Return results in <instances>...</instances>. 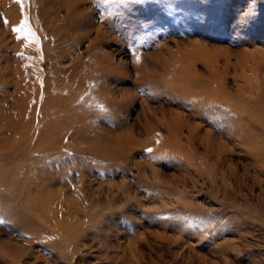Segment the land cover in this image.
<instances>
[{
	"label": "rangeland",
	"instance_id": "1",
	"mask_svg": "<svg viewBox=\"0 0 264 264\" xmlns=\"http://www.w3.org/2000/svg\"><path fill=\"white\" fill-rule=\"evenodd\" d=\"M0 264H264V0H0Z\"/></svg>",
	"mask_w": 264,
	"mask_h": 264
},
{
	"label": "bare ground",
	"instance_id": "2",
	"mask_svg": "<svg viewBox=\"0 0 264 264\" xmlns=\"http://www.w3.org/2000/svg\"><path fill=\"white\" fill-rule=\"evenodd\" d=\"M210 85H211V83H210ZM206 91V90H205ZM203 92H201V94H202ZM208 95V94H207ZM206 95V96H207ZM218 94H216V96H217ZM209 96V95H208ZM212 96V95H211ZM211 96H209V97H206L207 99V102L206 101H204L203 99L202 100H200L197 104H196V106H198L197 107V109L198 110H196V111H198V113L196 112V114L195 115H203V113H204V110H207L206 108L208 107V105L210 104V102L213 100V96L211 97ZM241 97V96H240ZM231 97H229V99H230ZM217 98L215 97V100H216ZM229 99H227V100H229ZM234 99V98H233ZM211 100V101H210ZM224 100H226V99H224ZM226 100V101H227ZM221 101H223V100H221ZM230 101H232V100H230ZM212 102H214V101H212ZM228 103H229V101H227ZM236 103V102H235ZM212 104V103H211ZM215 104V103H214ZM221 104V103H220ZM223 104H227V103H223ZM237 104V103H236ZM240 104V103H239ZM238 104V105H239ZM232 105H234V103L232 104ZM232 105H230L231 107H232ZM237 105V106H238ZM213 106V105H212ZM211 106V107H212ZM209 107H210V105H209ZM208 107V108H209ZM225 107V106H224ZM228 106H227V110H228ZM232 108H234V106L232 107ZM232 108H230V109H232ZM225 109V110H226ZM224 110V111H225ZM226 110V111H227ZM232 111H234V110H231V111H228L229 113L230 112H232ZM236 111V110H235ZM235 111H234V113H235ZM249 111H251L250 109H248V108H243L242 107V110H240V113H241V117L239 116V117H237L236 118V116L235 117H233V115H227V113H225L224 114V112L222 113V114H224V115H221V117H222V119L224 118V120L226 119V117L230 120V119H236V121H238V122H240L241 121V123H239V125L237 126V128H236V131H234L233 132V134L235 135V138L237 137L239 140H240V142L241 143H243V144H246L248 147H249V150H250V152L252 153V154H254L257 158H258V156L260 155V150H259V144H258V141H257V136H256V133H255V131H254V129H256L255 127L256 126H254V125H251V123L249 124V122H247L248 123V125H246L247 123H245V120H248L249 118H247V119H244L243 117H250V113L252 112H249ZM237 113L236 114H239V112L238 111H236ZM248 112V113H247ZM231 114V113H230ZM253 113H251V115H252ZM235 115V114H234ZM192 116V115H191ZM70 118V117H69ZM190 118V117H189ZM213 118V117H212ZM220 119V118H219ZM254 119V118H253ZM256 119V118H255ZM204 120V119H203ZM226 122H227V120H225ZM242 121H244V123L242 122ZM251 121H252V119H251ZM190 122V120L187 118V116H185L184 114H182V113H180V112H177L176 114H175V117L173 118V120H172V122H168V121H164V123H165V125H166V127L168 128V130H169V132H170V135L172 136V139H171V141L170 140H168V144H171L172 146H174V147H177V148H179V147H184V145L182 144V142L179 140V139H177V136L179 135H177V133H178V129H180V127L183 125H187V123H189ZM189 125V124H188ZM190 127V126H189ZM192 127V126H191ZM196 127L198 128V127H200V126H198V125H196ZM191 130H190V136H188V141L191 143V145L193 146V148H194V145H195V143H196V137H195V134L193 133L194 131L192 130V128H190ZM257 130V129H256ZM176 133V134H175ZM209 135H210V137L212 138L213 136H214V133H212V132H209ZM180 136V135H179ZM176 137V138H175ZM214 138V137H213ZM210 147H211V143H209L208 144ZM210 147H209V150H212V149H210ZM192 149V148H191ZM230 148L228 147V144H226L225 142H224V144L223 143H220V145H218V147H217V149L215 150H213L214 152H216V156L218 155L219 156V159H221V157H223L224 155H226V154H228L229 152H230ZM223 160V159H222ZM221 160V161H222ZM221 163V162H220ZM222 163H223V161H222ZM214 173V172H213ZM15 178V177H14ZM6 179V178H5ZM21 182H24V180L26 181V176H23V175H20L19 176V178H18ZM5 185V184H4ZM18 190V189H17ZM19 191V190H18ZM19 193H22V191H20ZM43 200V199H42ZM42 203V202H41ZM50 205V204H49ZM50 212V211H49ZM47 213V212H46ZM61 223V222H60Z\"/></svg>",
	"mask_w": 264,
	"mask_h": 264
},
{
	"label": "snow or ice",
	"instance_id": "3",
	"mask_svg": "<svg viewBox=\"0 0 264 264\" xmlns=\"http://www.w3.org/2000/svg\"><path fill=\"white\" fill-rule=\"evenodd\" d=\"M17 2L19 3V2H22V0H17ZM27 19H25L24 21H23V24H22V26L20 27V28H17V29H15L17 32H24L26 29H27ZM29 35H32L31 34V32L29 31ZM149 151H151L150 149H149Z\"/></svg>",
	"mask_w": 264,
	"mask_h": 264
}]
</instances>
